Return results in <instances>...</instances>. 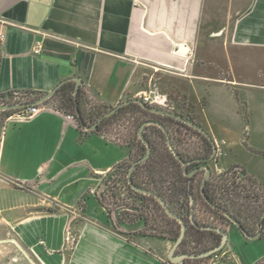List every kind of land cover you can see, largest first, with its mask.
I'll list each match as a JSON object with an SVG mask.
<instances>
[{
  "label": "crops",
  "instance_id": "crops-1",
  "mask_svg": "<svg viewBox=\"0 0 264 264\" xmlns=\"http://www.w3.org/2000/svg\"><path fill=\"white\" fill-rule=\"evenodd\" d=\"M0 36V102L78 75L104 106L148 95L196 114L218 149L213 172L264 152V0H0ZM54 102L3 117L0 264H174L169 240L116 227L99 200L130 149ZM224 251L208 264L258 263Z\"/></svg>",
  "mask_w": 264,
  "mask_h": 264
},
{
  "label": "trees",
  "instance_id": "trees-1",
  "mask_svg": "<svg viewBox=\"0 0 264 264\" xmlns=\"http://www.w3.org/2000/svg\"><path fill=\"white\" fill-rule=\"evenodd\" d=\"M76 82L75 81H68L63 86H61L57 93L51 97L47 102L55 101V107L65 113H68L69 115L76 116V107L81 111L82 116L84 118V122L86 124H93L97 120H99L101 117H103L111 108L112 106H104L102 103L96 102L91 99V96L88 94L87 86L86 84L82 85L79 88V91L77 93V96L75 98L74 91H75ZM42 96V94H34V96H31L28 101L30 100H37ZM19 100H12V101H2L1 103H13L17 102ZM27 101V100H25ZM21 102V101H19ZM151 104V103H148ZM135 109L137 112L140 113V115H136L135 118V140L137 141L139 147V153L135 156H133V159L130 161L126 160L120 163L118 166L114 169H120L122 165L125 163L129 165V171L132 165L139 160L142 156L146 155L147 153V145L142 141L140 136V127L141 125L148 121V120H157L161 121V123L166 126L168 129V132L171 137V141L174 144L175 148L182 154L183 159L185 160H191L195 158H207L210 157L213 153L215 142L213 141V138H209L202 134L198 129L190 126L187 123H184V121L175 119L173 117H170L168 115L164 114H158L153 113L151 110L141 106V104L136 103L135 101L124 105L121 108H118L115 113H113L111 116L104 118L101 120V122L98 125L97 130L95 131H87L85 133H91V132H103V129L116 117H120L123 114H127L130 110ZM18 110V109H15ZM13 110L4 111L1 113L7 114ZM20 111V110H19ZM189 120L197 122L200 124V121L198 119H194L192 117H188ZM168 121L170 122H176L178 124L183 125L185 128H189L193 130L195 133L201 136L203 139V148L202 150L195 151L193 153H187L184 151V149L181 148L180 144L177 141V138L173 133H171V130L168 126ZM79 127L83 128V125L78 121ZM201 125V124H200ZM83 131V130H82ZM144 134L151 143L152 146V155L149 156V158L142 162L137 164L135 170L132 173L133 181L135 184L143 187H147L150 190H153L160 194L165 201L168 203V206L172 209L173 212L176 214L182 216L186 220L187 224V233L185 239H183L182 243L179 246V249L181 252H189V253H197L201 254L204 253L213 247H217L221 240H223V234L215 231L214 229H201L198 226L194 225L192 222V212L194 213V220L197 221L198 225L200 226H214V227H220L222 228L219 223L217 222L216 218L217 216H220L222 218L229 219L222 211H220L218 208H215L210 202H208L203 194H202V182L203 177L200 180V175L205 171H198L191 176H186L185 168L181 161H179L175 154L173 153V150H171L167 144L168 134L167 132L161 128L158 125H151L148 124L145 126ZM155 134L156 138L153 136ZM159 140H158V138ZM162 142L164 144V151L162 154L158 155V143ZM126 145V144H125ZM130 149L129 158L131 155V149L132 145H126ZM200 161H192L188 165V171H193L197 167L200 166ZM238 167H230L225 172L219 175L217 178L213 174L210 175L208 178L206 185H205V193L207 196L214 201L217 205L220 207L228 210L231 212L232 215H234L236 218L242 221V225L247 228V230L251 233L253 232V226L256 227L258 222L261 220L262 214L264 212V208L262 210L257 209L256 214H258L257 217H255L252 223V220L248 221V217L246 218L244 216L245 212L244 209L247 208V205L244 201L238 202L236 200H232L230 198L224 197L223 193H230L232 189H230V186L235 184V180H233L234 177L238 174ZM244 175L248 174L247 170L243 168ZM128 171V172H129ZM128 172H127V182H128ZM206 173V172H205ZM110 175V172H108V175ZM249 178L255 180L253 176L247 175ZM233 177V178H232ZM129 184V182H128ZM111 192L106 193L103 192L101 195H99V200L101 204L107 209L109 215H111V209L107 206L106 199L108 197H116V199L119 197L118 193L115 191L116 187H110ZM129 191H132L133 193L143 197L148 198L149 200H152L155 202V207L157 208L160 213H162L165 218L170 222V224H176L177 227H175L174 232L175 236L173 238L164 237V235H159L157 233H150L148 234L144 230H141L140 233L143 235L148 236H154V237H164L165 239L169 241H175L179 238L181 233V223L178 219L170 217L165 209L163 208L162 204L159 202V200L149 194H144L140 192H136L133 190L132 186L129 184ZM220 192V193H219ZM192 199H194V204H192ZM181 201V202H180ZM181 203L180 208H176L175 204ZM245 205H244V204ZM144 220L145 226L149 225V218L148 216H143V213H138L136 216H131L130 220L128 222H136L138 220ZM251 219V218H250ZM230 220V219H229ZM168 222V223H169ZM150 226L153 227V222L150 224ZM223 230H226L225 228H222ZM227 231V230H226ZM203 235V236H202ZM205 235L209 236L211 238L209 240V243L202 244V241L205 239ZM264 238V235L263 237ZM212 256V255H211ZM211 256L202 257V258H188L185 259L184 264H189V260H195L197 263L199 262H205L207 263V259ZM257 264H264V260H260Z\"/></svg>",
  "mask_w": 264,
  "mask_h": 264
},
{
  "label": "rangeland",
  "instance_id": "rangeland-1",
  "mask_svg": "<svg viewBox=\"0 0 264 264\" xmlns=\"http://www.w3.org/2000/svg\"><path fill=\"white\" fill-rule=\"evenodd\" d=\"M19 101L25 100L21 99ZM151 103L158 107L183 114L185 115V117L188 116L194 119H198L196 114H186L185 109L183 111H176L172 109V104H161L156 102ZM136 115L138 116L140 115V113L135 109H132L126 115L123 114L119 118L116 117L103 129L104 134H106L109 139L116 140L117 142H121L129 146L132 145V153L130 155V158L127 159L128 161H131L133 159V156L139 153V145L134 139L136 132L134 121ZM3 117L4 115L0 111V134H2L4 126ZM167 123L169 129L171 130V133L175 135L178 143L185 152L193 153L195 151L202 150L204 144L202 141L203 139L200 135L176 122L168 121ZM153 136L155 137L156 135L153 134ZM157 147L158 155L162 154V152L164 151V144L162 142H159ZM246 155L247 158H244L243 155H233V157H235L233 159H237L239 162L237 163L239 165H236L240 166L236 168L239 172L236 177H232L233 180H235V184L230 186V189H232V191L226 194L223 193V196L232 200L237 199V201L241 203L242 201H244L247 205V208L244 209V216L246 218L248 217V221L252 220L251 222L253 223V219L258 216V214H256L257 209L262 210L264 208V152H258L255 149H249V152L246 153ZM209 165L211 167H215V159L210 161ZM243 168H245L247 170V173L250 176H253L255 180L249 178L247 176L248 174L244 175ZM128 171L129 165L126 163L122 165V167L118 170L113 169L112 171H109L110 175L107 176L108 173L105 174L99 184V187H97L99 195H101L103 192L110 193V187H116L115 191L119 194V197L117 199L116 197H108L105 201L108 204L107 206L111 209V216L114 223L116 224V227H121L122 223L128 222L131 216H136L138 215V213H143V216H148L149 225L145 226L143 219L134 222L133 224H138V226H140L138 230L139 232L141 230H144L148 234L157 233L159 235H164V237L173 238L175 236L174 229L175 227H177V225L173 223L170 224L167 218H165V216H163L162 213L157 210L154 201L149 200L148 198H143L133 193L132 191H129V184L126 180ZM204 173L205 172L200 175V180L204 176ZM213 173V175L217 178L220 174H222L218 171ZM175 205V207L178 209L180 208L181 203H176ZM1 209L2 208H0V216L3 215V211H1ZM215 218L219 225L227 230L229 235L228 242L234 247L237 256L241 258L247 257L246 259H244L246 263L252 261L254 263H257L262 259L264 260V238L249 239L243 234V232L239 230L236 225H234V223H232L231 220L222 218L220 216H217ZM152 222L153 227L150 226ZM253 228H255V226H253ZM0 232H2V223H0ZM210 239L211 238H209V236L205 235V239L202 241V244H204L205 242L206 244H208ZM170 242L173 245V241ZM223 250H221V252ZM178 251L182 253L180 249H178ZM212 257L213 255L207 259V263H209ZM204 263L205 262L197 263V261L195 260H189V264Z\"/></svg>",
  "mask_w": 264,
  "mask_h": 264
},
{
  "label": "water",
  "instance_id": "water-1",
  "mask_svg": "<svg viewBox=\"0 0 264 264\" xmlns=\"http://www.w3.org/2000/svg\"><path fill=\"white\" fill-rule=\"evenodd\" d=\"M1 36H0V49H1ZM68 81H75L76 82V86H75V91H74V96L76 98L77 93L79 91V88L85 84L84 80L78 76V75H74L72 77H67L66 79L62 80L57 86H55L54 88L50 89L49 91H47L45 94H43L39 99L37 100H30V101H17V102H13V103H4V104H0V111L4 112V111H8V110H15V109H23L26 107H29L31 105H40L43 104L45 102H47L51 97H53L58 89L63 86L66 82ZM135 101L136 103L141 104V106L151 110L153 113H158V114H164V115H168L170 117H173L175 119L184 121V123L189 124L190 126L198 129L202 134H204L205 136L212 138V135L205 130L200 124H198L197 122L191 121L189 120V118L185 117V115L177 113V112H173L170 111L168 109H164L161 107H158L156 105L148 104V102H146L144 99L142 98H131V99H127L125 101H122L118 104H116L115 106H113L103 117H101L99 120H97L96 122H94L93 124H86L84 122V118L82 116L81 111L78 109V107H76V112H77V118L79 119L78 121L83 125V127L85 128L86 131H95L98 128L99 123L101 122V120H103L104 118H107L109 116H111L113 113H115L117 111L118 108L123 107L124 105H127L131 102ZM151 124V125H158L161 128H163L167 134H168V139H167V144L169 146V148L171 150H173V153L175 154V157L181 161V163L183 164L184 168H185V175L186 176H191L192 174L196 173L198 170H206V173L204 175L203 178V184H202V194L204 196V198L210 202L215 208H218L220 211H222L231 221L232 223H234V225H236L239 230L241 232H243L247 238L249 239H260L262 238V233L263 231H259L258 233L252 234L250 233L247 228H245L242 224V221L239 220L238 218H236L234 215L231 214L230 211L220 207L219 205H217L214 201H212L207 194L205 193V185L207 182L208 177L210 176V174H212V168L209 165H203V166H199L196 169H194L193 171H188V165L192 162V161H206V159H200V158H195V159H191V160H185L182 157V154L175 148L174 144L171 141V137L170 134L168 132V129L166 128V126H164L161 121H157V120H148L146 122H144L141 127H140V136L142 141L147 145V153L146 155L142 156L139 160H137L134 165L131 166L130 171L128 172V182L129 184L132 186L133 190L136 192H140V193H144V194H149V195H153L155 196L159 202L162 204L163 208L165 209L166 213L172 217V218H176L180 221L181 223V233L178 239H176L173 242V245L170 249V253L168 255V258L170 260V262L174 263V264H184L185 263V259L186 258H202V257H207V256H211L214 255L215 253L223 250L225 248V246L227 245V241H229V235L228 232L226 230H223L220 227H214V226H200L198 225L197 221L194 220V213L192 212L191 218H192V222L194 225L198 226L201 229H214L215 231H218L220 233L223 234V240H221V243L217 246V247H213L212 249L201 253V254H197V253H180L178 252L179 246L182 243L183 239H185L186 237V233H187V222L184 218H182V216L176 214L175 212L172 211V209L168 206V203L165 201V199L158 194L157 192L150 190L147 187H143V186H139L137 184L134 183L133 181V177H132V173L135 170L137 164L142 163L144 161H146L150 155H152V146L151 143L149 142V140L147 139V137L144 134V129L145 126ZM216 155V149L214 150V153L211 157L208 158V160H211L212 158H214V156ZM192 204H194V199H192ZM264 215V214H263Z\"/></svg>",
  "mask_w": 264,
  "mask_h": 264
},
{
  "label": "built area",
  "instance_id": "built-area-1",
  "mask_svg": "<svg viewBox=\"0 0 264 264\" xmlns=\"http://www.w3.org/2000/svg\"><path fill=\"white\" fill-rule=\"evenodd\" d=\"M41 48H42L41 43L37 41L36 44H35V48H34V51L35 52L34 53L39 54L41 52ZM141 98L144 99L148 103H151L152 102L151 101V97L148 96V95H144ZM43 104H40V105H37V106L36 105H31L29 107H26V108L21 109L20 110L21 111L20 112L21 113V116L24 117V118H31L34 115L36 116L39 113V111H40L41 105H43ZM68 118L70 120H73L76 123H78V120L79 119L77 118V115L76 116H73V115H69L68 114ZM217 152H218V149H217ZM224 256H225V251L223 250L222 252L219 251V252L215 253L211 259H213V261H218V260H221Z\"/></svg>",
  "mask_w": 264,
  "mask_h": 264
},
{
  "label": "flooded vegetation",
  "instance_id": "flooded-vegetation-1",
  "mask_svg": "<svg viewBox=\"0 0 264 264\" xmlns=\"http://www.w3.org/2000/svg\"><path fill=\"white\" fill-rule=\"evenodd\" d=\"M216 149V155L214 156V158H212L211 160H208V158L209 157H207V158H203V159H206V161L204 160H202V161H200V167L201 166H203V165H209V163H210V161H212V160H216L217 159V157L219 156V154H218V152H217V146L215 145L214 146V150ZM214 150H213V153H214ZM213 153H212V155H213ZM211 155V156H212ZM210 156V157H211ZM210 166V165H209ZM211 167V166H210ZM212 168V167H211ZM198 171H205L206 172V170H198ZM197 171V172H198ZM212 171H213V168H212ZM212 174H213V172H212ZM204 175H205V173H204ZM211 175V174H210ZM210 177V176H209ZM208 177V178H209ZM203 178H204V176H203ZM208 180V179H207ZM202 184H203V182H202ZM263 214H264V212H263ZM262 214V217H261V220L258 222V224L256 225V227L253 229V232H251L252 234H255V233H258L259 231H263V233H262V237H263V235H264V215ZM260 239H262V238H260ZM178 252H180V251H178ZM182 253H185V252H182ZM186 259H188V258H186Z\"/></svg>",
  "mask_w": 264,
  "mask_h": 264
}]
</instances>
